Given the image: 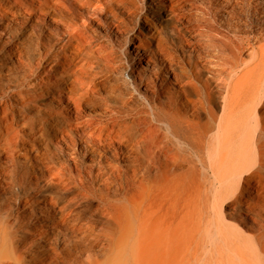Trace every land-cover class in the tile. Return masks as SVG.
Returning a JSON list of instances; mask_svg holds the SVG:
<instances>
[{"label":"bare ground","instance_id":"bare-ground-1","mask_svg":"<svg viewBox=\"0 0 264 264\" xmlns=\"http://www.w3.org/2000/svg\"><path fill=\"white\" fill-rule=\"evenodd\" d=\"M185 1L157 7L180 21ZM208 1L196 34L178 24L163 37L137 0H0V95L20 74L61 109L46 112L40 177L10 164L11 137L1 148L0 264H264V0ZM95 13L113 19L98 18L110 48L85 29ZM118 52L138 104L102 97L87 113ZM72 187L105 221L65 201Z\"/></svg>","mask_w":264,"mask_h":264},{"label":"rangeland","instance_id":"rangeland-1","mask_svg":"<svg viewBox=\"0 0 264 264\" xmlns=\"http://www.w3.org/2000/svg\"><path fill=\"white\" fill-rule=\"evenodd\" d=\"M222 1L223 0H210V2L216 3L215 5L216 8L219 7L218 2L220 3ZM157 5H158L157 0H137L135 4L132 5L130 4L129 6L130 8H132L133 11L138 9L139 11H141L143 15H145L146 13L148 14L149 10H152L154 18L160 20L161 23H163V29L165 33V34L163 33V37L164 36L166 37V35L168 36L171 33L172 27L178 24L181 27H183V25L191 26V27L193 26L191 34H196L195 33L196 28L194 27V24H196L195 22L197 16L196 14L198 12L197 8H203V6L206 5L210 6V3L208 0H191V1L186 0L180 10L182 15L180 21H178L177 18L174 17V15L170 11H165L164 9L161 10L158 9ZM76 10L77 9L72 6L73 15L70 16L68 15L67 19L68 20L73 19L80 23L81 17L76 15ZM119 13L123 19L128 18L127 17L128 15L126 13L125 14L122 12ZM221 14L224 13L221 12ZM98 18H101L105 24L113 22V19L111 17L106 18L102 16V14L100 13H95L94 15L93 14L86 15L84 21L85 29L95 35H98V33L100 32L102 33V27L98 25ZM206 21L207 22L210 21V17L208 15H206ZM141 27L145 34V25H141ZM37 32L39 31H35L36 35H38ZM59 34H61L60 31ZM45 35L49 36V32H47ZM101 35L103 36L101 37V41L104 42L110 48L113 43L110 37L106 36L104 31ZM57 38L58 36L57 34H55L53 38H51L52 39L51 43L56 44ZM134 42L137 45L140 43L139 40L136 39L134 40ZM52 46H53L52 50H54L56 48V45H52ZM169 47L171 48V50L174 51L175 46L173 43H171ZM118 55H119V59L121 60L120 62L122 65L121 70L118 72L109 73L108 74L109 77L105 76L103 73L100 74V76L97 78V82L101 91L100 94H98V96H95L94 98L96 99V105L88 106L86 108L87 113H93L94 111L98 112L102 110V108L104 107V105L102 104V99H101L102 97H107V101L109 104L120 105L121 98L132 99L133 103L138 104L139 100L136 98V95L134 94V87L132 80L131 67L133 64L131 63V61H129L127 57L122 55L121 52H118L117 56ZM9 66H11L13 69L15 68L11 63H9ZM17 76H18L17 79L19 80L18 82L19 87L17 88L12 87L11 89H15L14 91L6 95H0V134H1L0 151L2 150L1 149L2 147H6L5 145L6 139L11 137L12 138L11 143L14 146H16V150L14 152L13 161L10 164L19 167L20 171L25 170V167L30 166V164H32V166H34V169L29 170V174L40 177L41 172L37 170V167L38 165L41 166L42 171L44 168L37 161L39 160V158L41 159L40 153L43 154L44 152L47 151L45 138L41 136L43 122L45 118H48L46 112L48 109L55 111L61 109L58 103L52 100V97L50 96L51 94H47V93L33 94L34 88L28 86L23 81V79H20L19 77L20 74H18ZM17 90L23 92V96H24L23 98L18 94ZM29 90H31L32 92H30L28 95L26 91ZM5 123H7V125H5ZM48 149L53 153V160L55 162L58 163L59 160H62V158H60L58 154L57 155L54 154V149L50 144ZM8 164H9L8 159L3 158L2 161L0 162L1 165L0 167L2 168L8 167ZM33 182L36 183L37 181L33 179ZM63 198L65 199V201H70L76 198L75 203L77 202L78 204H80V208L84 211L85 217L88 220L94 219L99 222L105 221V217L103 216L101 211V203L98 199L83 198L81 192L76 187H72L69 192L65 193V197ZM36 215L37 217L40 216L38 214ZM35 250H37L36 247ZM97 250L99 249L97 248ZM98 255L100 256V253Z\"/></svg>","mask_w":264,"mask_h":264}]
</instances>
